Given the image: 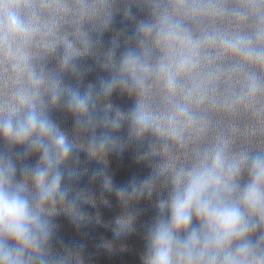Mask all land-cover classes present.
Masks as SVG:
<instances>
[{
  "label": "clouds",
  "instance_id": "9594fccd",
  "mask_svg": "<svg viewBox=\"0 0 264 264\" xmlns=\"http://www.w3.org/2000/svg\"><path fill=\"white\" fill-rule=\"evenodd\" d=\"M6 24L13 33L29 31L13 10ZM136 59L129 52L123 62ZM102 86L110 90L112 82ZM69 106L86 112L87 93L72 90ZM0 137L26 145L25 155L39 154L34 167L22 170L19 182L12 159L0 155V264H66L68 254H54L49 247V209L75 207L69 188L62 186V166L73 145L35 107L18 119L0 120ZM167 184V197L156 202L158 215L147 231L142 264H264V152L233 155L219 144L177 168ZM156 187V177H150L117 194L138 199L151 196Z\"/></svg>",
  "mask_w": 264,
  "mask_h": 264
}]
</instances>
